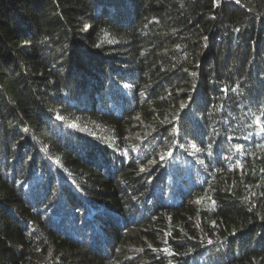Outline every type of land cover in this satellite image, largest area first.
I'll use <instances>...</instances> for the list:
<instances>
[{"label":"trees","instance_id":"16d2710c","mask_svg":"<svg viewBox=\"0 0 264 264\" xmlns=\"http://www.w3.org/2000/svg\"><path fill=\"white\" fill-rule=\"evenodd\" d=\"M0 264H264V0H0Z\"/></svg>","mask_w":264,"mask_h":264}]
</instances>
